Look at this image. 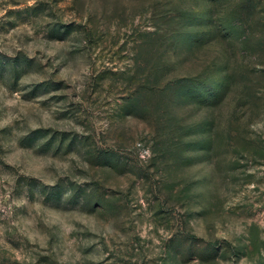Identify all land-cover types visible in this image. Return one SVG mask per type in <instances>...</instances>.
Listing matches in <instances>:
<instances>
[{
	"label": "rangeland",
	"instance_id": "374dc122",
	"mask_svg": "<svg viewBox=\"0 0 264 264\" xmlns=\"http://www.w3.org/2000/svg\"><path fill=\"white\" fill-rule=\"evenodd\" d=\"M0 264H264V0H0Z\"/></svg>",
	"mask_w": 264,
	"mask_h": 264
},
{
	"label": "trees",
	"instance_id": "16d2710c",
	"mask_svg": "<svg viewBox=\"0 0 264 264\" xmlns=\"http://www.w3.org/2000/svg\"><path fill=\"white\" fill-rule=\"evenodd\" d=\"M216 16V15H215ZM214 12H212L211 11V9L209 10V12H208V16H207V20L206 19H204L203 21H202V23L200 24L201 25V27H205V28H207L208 29V27H209V35H210V38L211 37H216V33H217V26L216 25H214V23H213V20H214ZM205 21H209V22H205ZM200 27V28H201ZM235 33V32H234ZM208 35V36H209ZM227 36H225V38H226ZM219 39H221V37L219 36ZM224 39V38H223ZM191 41H192V43H195V41H197V39L196 38H194V37H192L191 38ZM224 90H225V88H224V86H220V88H218L217 89V91H211V96H210V99H216L217 98V100H219L221 97H222V94H223V92H224Z\"/></svg>",
	"mask_w": 264,
	"mask_h": 264
}]
</instances>
